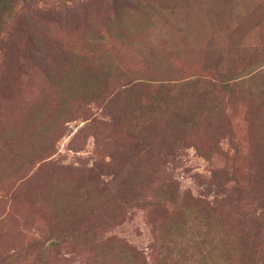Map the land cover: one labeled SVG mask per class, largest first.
<instances>
[{"label":"rangeland","instance_id":"374dc122","mask_svg":"<svg viewBox=\"0 0 264 264\" xmlns=\"http://www.w3.org/2000/svg\"><path fill=\"white\" fill-rule=\"evenodd\" d=\"M0 264H264V0H0Z\"/></svg>","mask_w":264,"mask_h":264}]
</instances>
